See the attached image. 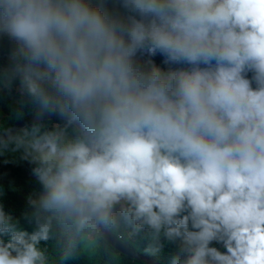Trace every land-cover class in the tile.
Listing matches in <instances>:
<instances>
[{
	"label": "clouds",
	"instance_id": "obj_1",
	"mask_svg": "<svg viewBox=\"0 0 264 264\" xmlns=\"http://www.w3.org/2000/svg\"><path fill=\"white\" fill-rule=\"evenodd\" d=\"M3 37L0 92L39 111L15 123L62 118L0 137L41 185L32 231L0 206V264L120 222L170 264H264V0H0Z\"/></svg>",
	"mask_w": 264,
	"mask_h": 264
},
{
	"label": "trees",
	"instance_id": "obj_2",
	"mask_svg": "<svg viewBox=\"0 0 264 264\" xmlns=\"http://www.w3.org/2000/svg\"><path fill=\"white\" fill-rule=\"evenodd\" d=\"M0 41H5L3 46L0 45V68H2L8 63L6 53L12 45L7 37L0 38ZM154 59L161 67H167L161 63L162 57L157 56ZM5 91L10 94V97L4 96L6 92H0V133L19 119L39 112L32 105L21 102L18 82L13 85L11 91L8 89ZM61 121L62 119H54L42 123L48 127H53ZM32 167L33 165L22 158V150L0 153V206L8 215L13 217L14 223L18 222L17 226L19 228L27 231H32V226L24 219V213L28 209V198L38 195L41 189V185L31 174ZM118 229L119 232L124 234L123 240L126 239V243L122 241L129 248L142 255L161 261L164 264H170L172 257L176 254L177 246L163 239V248L158 253L153 254L147 250L149 241L143 233H134L123 222L119 223ZM56 231V236L47 242L42 241L39 245L45 252L49 264H144L117 252L100 235L98 229L95 232H88L82 241L78 238L73 256L62 262V247L67 245L68 238L67 236L61 238L59 230ZM90 242H93V244L91 245ZM213 246L220 247L215 242H213ZM221 250L224 249L221 248Z\"/></svg>",
	"mask_w": 264,
	"mask_h": 264
},
{
	"label": "water",
	"instance_id": "obj_3",
	"mask_svg": "<svg viewBox=\"0 0 264 264\" xmlns=\"http://www.w3.org/2000/svg\"><path fill=\"white\" fill-rule=\"evenodd\" d=\"M57 116L61 117V114L59 112H56L55 114H51L47 112V113H40V114L34 115L31 118H26L23 121L13 124L12 127H10L8 130L0 134V137L6 138L8 134H13L15 132H18L20 129H22L23 127H25L26 125L34 121L44 120L46 118H52V117H57ZM97 229L100 235L108 243H110L112 248H114L121 255L129 257L131 259L138 260L145 264H164L160 261H157L156 259L148 258L144 255H141L135 252L134 250L129 248V246H127L124 242L118 240L110 229L104 228L103 226H100V225L97 226Z\"/></svg>",
	"mask_w": 264,
	"mask_h": 264
},
{
	"label": "rangeland",
	"instance_id": "obj_4",
	"mask_svg": "<svg viewBox=\"0 0 264 264\" xmlns=\"http://www.w3.org/2000/svg\"><path fill=\"white\" fill-rule=\"evenodd\" d=\"M4 43H5V41L1 42L0 45L3 46ZM4 96H5V97H6V96H7V97H10V94H9L8 92H6V93L4 94ZM118 230H119L118 227H117L116 229H114V230L111 229V231H112L115 235L118 233ZM123 241L126 243V239H124ZM90 244L92 245L93 242H90ZM149 258H150V257H149Z\"/></svg>",
	"mask_w": 264,
	"mask_h": 264
}]
</instances>
